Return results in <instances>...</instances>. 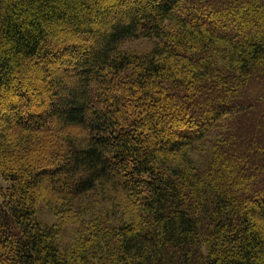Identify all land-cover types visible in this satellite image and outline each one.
Segmentation results:
<instances>
[{
    "label": "trees",
    "instance_id": "16d2710c",
    "mask_svg": "<svg viewBox=\"0 0 264 264\" xmlns=\"http://www.w3.org/2000/svg\"><path fill=\"white\" fill-rule=\"evenodd\" d=\"M0 264H264V0H0Z\"/></svg>",
    "mask_w": 264,
    "mask_h": 264
},
{
    "label": "rangeland",
    "instance_id": "374dc122",
    "mask_svg": "<svg viewBox=\"0 0 264 264\" xmlns=\"http://www.w3.org/2000/svg\"><path fill=\"white\" fill-rule=\"evenodd\" d=\"M136 48L139 49V51H143L145 49V46L142 43L139 46H136ZM37 220L42 227L55 226L58 223L57 219L46 209H39V212L37 213ZM58 243L63 247L69 245L70 237L68 236V234L59 238Z\"/></svg>",
    "mask_w": 264,
    "mask_h": 264
}]
</instances>
